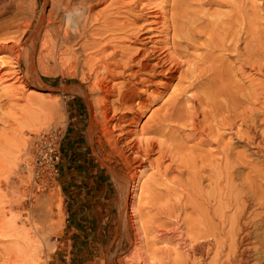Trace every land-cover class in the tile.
I'll return each instance as SVG.
<instances>
[{
    "label": "rangeland",
    "instance_id": "1",
    "mask_svg": "<svg viewBox=\"0 0 264 264\" xmlns=\"http://www.w3.org/2000/svg\"><path fill=\"white\" fill-rule=\"evenodd\" d=\"M181 1L107 0L94 8V13L101 12V16L91 24L94 34L88 39L97 40L108 55L114 54L111 69L116 79L112 84H121L129 78L127 58L122 57L141 60L149 57L146 54L151 45L142 38L154 20L152 12L163 6V22L170 24L175 21ZM43 2L37 0V13ZM199 3L200 6L192 8L189 18L176 19V29L180 27L182 33L193 37L188 41L191 47L187 52L194 57L205 56V49L200 46L205 43L204 37L196 36L204 26L216 41L219 38L214 32L227 31L230 38L225 46L235 44V48L215 53L221 58L217 101L228 112L218 116V120L229 117L230 122L223 123L210 135L211 138L214 134L220 136L219 152L228 149L230 166L232 170L237 169L230 187L225 188L221 176L214 183L213 192L202 187L188 195L172 185L169 190L160 187L159 196L143 194L141 219L135 220L129 208L123 211L117 205V187L111 171L121 174L115 168L118 159L108 157L107 146L98 142L99 135L93 133V110L82 91L86 85L81 77L72 76L67 66L60 65L36 68L17 82L6 74L11 66L8 58L3 57L0 223L13 231L5 239L0 237V264H126L136 243L142 248L140 254L147 264H191L183 254L194 234H199L205 225L213 228L215 243L209 246L211 253L205 255V261L196 260L197 264H232L233 260V264L247 263L245 256L264 246V0H202ZM107 6V10L101 11ZM242 9L251 14L250 21H242ZM247 28L249 33H242ZM171 36L169 33L168 37ZM159 42V46L163 45L162 39ZM180 42L185 47V40ZM19 69L24 75L23 63ZM141 77L146 81L150 78L148 74ZM153 78L142 95L148 107L137 117L138 124L164 103L178 81L174 78L166 86L163 84L166 74H155ZM243 118L245 125L241 123ZM172 125L170 134L174 138L190 148L197 144L189 128ZM135 127L139 128L137 125L131 128ZM238 138H243L241 141L247 145ZM215 147L212 143L203 151L208 155L207 151L214 153L220 160ZM221 169H224L223 163ZM145 181L146 176L142 178ZM52 190H58L61 196L62 226L48 235L47 247L40 253L37 250L38 255L34 257L26 248V237L37 219L38 201ZM194 200L201 203H198L200 210L188 207ZM173 203L183 206L182 211L177 210L181 220L174 227L181 229V238L185 240L177 242L178 236L173 233L170 243L155 242L154 229L161 225L157 212ZM142 224L150 231L146 233L147 242L140 231ZM174 248L180 254L171 250ZM203 248H207L206 244ZM243 254L244 260H241ZM248 263L257 264L252 260Z\"/></svg>",
    "mask_w": 264,
    "mask_h": 264
},
{
    "label": "bare ground",
    "instance_id": "2",
    "mask_svg": "<svg viewBox=\"0 0 264 264\" xmlns=\"http://www.w3.org/2000/svg\"><path fill=\"white\" fill-rule=\"evenodd\" d=\"M43 1L41 11L37 13V0H0V53L5 54L0 56V69L5 63L2 58L6 57L11 66L6 74L13 76L17 82L36 68L42 70L60 65L67 66L72 76L81 77L86 85L82 91L86 93L93 110V133L99 135L98 142L107 146L108 157L118 159L115 168L121 174L114 169L111 171L112 181L117 187L118 207L123 211L129 208L134 219L139 220L143 194L159 196L157 191L160 187L169 190V185H172L188 195L202 190V187L213 192L216 190L214 183L221 176L228 189L237 169L232 170L230 166L228 149L219 152L220 136L214 134L211 138L210 135L223 123L229 125L230 122L229 117L223 118L221 122L218 120V116L228 112L217 101L220 97L216 89L219 87L221 58L216 57L215 53L217 50L226 52L235 48V44L232 47L225 46L230 38L227 31L221 34L213 31L219 38L216 41L214 34L204 26L196 36L204 37L205 43L200 46L205 49V56L194 57L187 52V48L191 47L188 41L193 37L182 33L180 27H177L178 30L175 27L176 19L180 21L189 18L192 8L200 6L199 2L202 0L181 1V8L175 12V21L170 24L163 22V6L152 12L154 20L142 38L151 45L146 54L149 57L143 60L122 57L127 58L129 78L121 84H112L116 79L111 69L114 54L108 55L106 48L101 47L97 40L88 39L89 35L94 34L91 24L101 16V12L94 13V8L107 0ZM108 8L109 6L101 11ZM241 14L242 21H250L251 14L245 9L241 10ZM197 20L203 22L201 19ZM249 24L253 28L251 22ZM169 33H172L171 38L168 37ZM242 33L248 34V28ZM159 39L163 40L161 46ZM184 40L185 47H182L180 41ZM8 42L11 45L7 46ZM21 63L25 66L24 75H21L19 69ZM241 66H245L244 60ZM147 74L150 76L148 81L141 77ZM155 74L167 75L163 83L166 86L174 78L178 79L177 84L164 103L152 110L142 124H138L137 117L140 118L143 110L148 107L142 95L146 94V89L149 88L147 83L152 84ZM1 80L3 76H0ZM189 92L192 93L188 96ZM245 120L241 119L244 125ZM172 124L189 128L190 136L197 140V144L190 148L184 141L174 138L170 134L171 127L174 126ZM136 125L139 128H131ZM238 139L244 146L247 145L245 141H241L243 138ZM212 143L216 146L215 151L220 155V160L214 157V153L207 151L208 155L203 151ZM221 163L224 164V169H221ZM144 176L146 181L142 182ZM198 203L194 200L191 207H188L200 210ZM37 205V219L33 221L32 232L26 237L25 244L31 254H35L37 250L42 252L47 247L48 235L60 230L62 226L63 211L58 190L48 192ZM182 208L180 203H173L158 210L162 211L157 212V221L161 225L154 229L155 242L170 243V234L173 233L178 236L177 242L185 240L181 238V229L174 227L181 220L177 210L182 211ZM10 231H13L10 226L0 223V237L5 239V236L11 235ZM140 231L147 242L146 233L150 231L144 229L143 224ZM215 238L213 228L205 225L191 239V245L183 254L185 260L191 264H197L196 260L204 262L205 255L211 253ZM204 244L207 246L205 250ZM134 249L126 264H147L140 254L142 248L137 243ZM171 250L180 254L176 248ZM37 255L38 253L34 257ZM245 259L247 263L240 264H249L250 260L264 264V246L251 256H245ZM241 260H244V254ZM234 262L235 260L231 263Z\"/></svg>",
    "mask_w": 264,
    "mask_h": 264
},
{
    "label": "built area",
    "instance_id": "3",
    "mask_svg": "<svg viewBox=\"0 0 264 264\" xmlns=\"http://www.w3.org/2000/svg\"><path fill=\"white\" fill-rule=\"evenodd\" d=\"M57 159V158H56Z\"/></svg>",
    "mask_w": 264,
    "mask_h": 264
}]
</instances>
